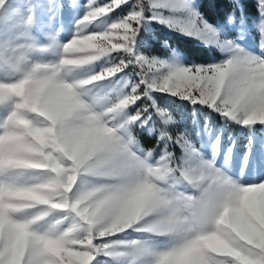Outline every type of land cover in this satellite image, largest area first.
Masks as SVG:
<instances>
[{
  "label": "snow or ice",
  "instance_id": "obj_1",
  "mask_svg": "<svg viewBox=\"0 0 264 264\" xmlns=\"http://www.w3.org/2000/svg\"><path fill=\"white\" fill-rule=\"evenodd\" d=\"M254 4L217 27L192 0H0V264H264V176L240 178L264 130ZM150 20L226 55L142 51ZM157 94L208 115L180 126ZM216 117L248 129L239 177Z\"/></svg>",
  "mask_w": 264,
  "mask_h": 264
},
{
  "label": "rangeland",
  "instance_id": "obj_2",
  "mask_svg": "<svg viewBox=\"0 0 264 264\" xmlns=\"http://www.w3.org/2000/svg\"><path fill=\"white\" fill-rule=\"evenodd\" d=\"M62 3L68 4L70 3V0H61ZM81 2H84V0H81ZM192 3L196 8L199 10L198 6V0H192ZM82 14V13H81ZM240 12H237V16L239 17ZM206 18V17H205ZM255 18V15H251L250 17H246L245 19L251 25L252 20ZM208 19V18H207ZM209 20V19H208ZM210 21V20H209ZM45 22H47V19L45 18ZM212 22V21H210ZM221 22L226 23L225 20H221ZM158 23L155 20H150L147 22L146 27L143 28L146 30V32L154 33V36H157L162 43L163 47H169V51L171 49H175L181 59L182 62L187 64V63H192V62H197V63H203L207 62L208 60H205L203 57H189L188 55L178 51L176 48L171 46L170 41L166 38H161L160 34L158 33V30H155V25ZM215 23V22H213ZM64 24H65V29L66 31L62 33V35L65 38H68L71 36V23L69 21V18L66 16L64 19ZM161 24V23H159ZM217 24V27H219V23ZM162 26H166L164 24H161ZM99 28L103 27V23H100L98 25ZM167 29L173 30L177 34H182L185 37H188V39L192 40L193 42H197L201 44L205 48H213L216 49L218 56H214V58L222 59L226 55L225 53L221 52L220 49L207 45L200 39L193 38L188 35H184L178 30L171 29L166 26ZM223 31L230 37V38H235L237 35H239V31L236 27L233 25H227L226 28L223 29ZM259 39L258 34L255 33L254 29L251 30V35H245L244 40L247 41V44L245 45L246 47H253L255 42ZM167 42V46H165L164 42ZM144 46V47H143ZM143 46H142V51L146 50V47L148 48L149 43L148 41L143 39ZM151 53V52H150ZM169 53V52H168ZM167 53V54H168ZM154 54V53H153ZM166 54V56H167ZM155 55H160V54H155ZM164 56V55H163ZM157 99L158 102L163 106L167 107L169 111L172 112L173 116L176 118L178 124L183 127H188V128H195L196 125L202 121L207 115V111L204 109H198L196 111H193V108L191 105L187 104V102H180L176 100L175 98L168 97L163 94H157ZM216 126L217 127H222L224 129L223 133V143L224 146L226 147L227 144L229 143V133H231L232 137L236 140L237 147L235 149L229 171L232 175L239 177L240 176V167L242 163V158L244 152L247 150L246 145L248 144V138H249V132L248 129L241 127L238 124H224V121L221 120L219 117H216ZM150 141V137L147 138ZM210 151V150H209ZM264 176V130H261L259 127L257 128V131L255 133V138H254V145L252 148V155L249 161L248 168L245 171V175L243 177H240L241 179L251 181L254 179H257L258 177Z\"/></svg>",
  "mask_w": 264,
  "mask_h": 264
},
{
  "label": "trees",
  "instance_id": "obj_3",
  "mask_svg": "<svg viewBox=\"0 0 264 264\" xmlns=\"http://www.w3.org/2000/svg\"><path fill=\"white\" fill-rule=\"evenodd\" d=\"M198 2L199 11L202 12L204 16L210 21L218 23L221 22V20H224L222 6L227 7V0H198ZM243 3L245 16L250 17L251 15H255L254 0H243ZM212 5H216V7H213ZM154 25L155 30H158L161 38L168 37L167 39L170 41L171 46L188 55L189 57L194 58L201 56L205 60H208L209 58H212L216 55L218 56L216 49L205 48L201 44L193 42L192 40L188 39V37H185L182 34H177L173 30L167 29L166 26H162L159 23ZM153 34V32H146V30L143 28L141 30L143 39L149 43L148 48L146 47L147 51L151 52L150 54L154 53L160 54V56H166V54L169 52V47H163L162 43L157 40L159 38ZM142 138L145 140V142H149L147 139V133H144Z\"/></svg>",
  "mask_w": 264,
  "mask_h": 264
}]
</instances>
